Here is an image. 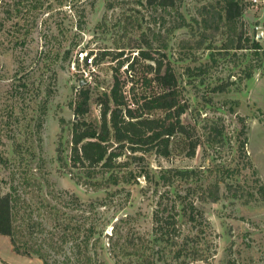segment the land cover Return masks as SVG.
Segmentation results:
<instances>
[{"label": "rangeland", "instance_id": "rangeland-1", "mask_svg": "<svg viewBox=\"0 0 264 264\" xmlns=\"http://www.w3.org/2000/svg\"><path fill=\"white\" fill-rule=\"evenodd\" d=\"M178 4L186 24L173 30L181 17L146 0H0V196L17 186L35 206L41 198L61 204L72 194L85 205L101 199L103 205L96 208L102 232L97 250L105 264H119L112 244L128 228L153 238V211L161 194L171 201L219 182L218 202L200 203L195 196L197 221L180 218L191 246L205 258L188 264H264V191H259L264 185V0H247L239 28L249 38L243 39L248 48L229 51L226 28L212 33L198 23L200 12L218 8V0ZM200 38L202 45L193 47ZM253 41L261 44L257 52L250 49ZM138 48L175 70L189 106L183 121L191 125L199 145L193 156L173 153L167 158L126 148L114 171L128 181L95 188L85 183L83 168L70 162L77 119L72 103L84 84L90 91L84 118L98 127L105 94L118 72L127 83L125 100L132 104L131 82L139 84L135 94L141 92L145 64L152 62L139 61L132 77L126 58ZM91 52L88 57H95L97 65L89 66L82 58ZM219 86L224 91L214 90ZM61 144L66 165L58 160ZM169 168L192 174L174 176L166 184L160 174ZM50 190L64 198L53 193L54 199ZM169 259L177 264L171 254ZM0 263L44 261L17 253L11 238L0 235Z\"/></svg>", "mask_w": 264, "mask_h": 264}, {"label": "trees", "instance_id": "trees-1", "mask_svg": "<svg viewBox=\"0 0 264 264\" xmlns=\"http://www.w3.org/2000/svg\"><path fill=\"white\" fill-rule=\"evenodd\" d=\"M146 1L150 5L173 9L178 17H181L175 20L177 23L173 30L186 24L184 15L178 9L180 0ZM218 5V8L205 6L206 10L200 12L202 20L198 23L202 24L204 30L211 29L212 33L226 28L229 41L225 50L248 48L243 44V39L249 38H244L245 33L239 28L248 5L247 0H218ZM203 42L204 38H200L193 47L199 48ZM250 49L257 52L261 49V44L253 41ZM91 54L92 52L88 53ZM119 55H123V52H119ZM141 60L152 61L145 64V70L142 76L140 75L142 91L135 94V86L139 84L131 82L130 90L134 92L135 100L133 105L129 104L124 93L127 83L123 82L116 72L110 93L105 94L102 103L98 127L84 118L90 101V91L84 84L79 89L77 99L72 103L77 119L72 127L70 162L73 166L83 168L85 183L95 188L119 184L121 180L128 181L126 175L120 176L114 171L117 159L126 148L131 149L133 153L153 151L167 158L173 153L193 156L199 145V140L193 139L191 125L183 121V115L189 106L181 96L175 70L152 56L149 50L138 48L136 54L126 58L127 71L131 72L132 77L135 65ZM93 61L97 65L95 57ZM122 66L123 62L115 67V70L118 71ZM253 69L250 68L248 77L252 76ZM224 89L225 86H219L214 90ZM213 129H217L216 126ZM216 134L221 135L222 131L217 129ZM244 145L245 142L241 143L240 147L243 149ZM63 152L61 144L58 147V160L66 165L67 160ZM108 172L107 176L99 179L100 173L105 175ZM190 174V170L169 168L160 174V178L166 184H171L174 176L182 178ZM228 189H231V186H228ZM221 191V184L215 182L207 187L202 185L196 194L179 195L171 201L161 194L156 203L158 207L153 211V238L141 232H133L132 228H128L125 234L120 233L119 243L112 244L117 262L173 264L169 259L170 254L177 264L205 259L196 245L191 246V236L184 234L180 218L195 223L199 206L194 197L196 196L200 203L218 202L222 196ZM259 191H264L263 184L259 186ZM50 192V195L57 199L54 195L57 193L52 190ZM57 195L61 196V200L64 198L63 195ZM110 196L111 194L106 198ZM50 199L41 198L35 202H39L38 206H35L21 195L19 187L11 186L8 192L0 196V235L11 238L17 253L37 255L43 259L44 264H105L97 250L102 232L98 228L100 220L96 208L103 205L101 199L94 198L88 205L76 194H72L68 200H62L61 204H53ZM116 247L119 252L115 250ZM167 250L170 253H167ZM118 253H121L122 257H119Z\"/></svg>", "mask_w": 264, "mask_h": 264}, {"label": "built area", "instance_id": "built-area-1", "mask_svg": "<svg viewBox=\"0 0 264 264\" xmlns=\"http://www.w3.org/2000/svg\"><path fill=\"white\" fill-rule=\"evenodd\" d=\"M82 58L85 60V63L89 66H94V61H93V56H89L88 57V54H86V56H83L82 55Z\"/></svg>", "mask_w": 264, "mask_h": 264}, {"label": "water", "instance_id": "water-1", "mask_svg": "<svg viewBox=\"0 0 264 264\" xmlns=\"http://www.w3.org/2000/svg\"><path fill=\"white\" fill-rule=\"evenodd\" d=\"M82 84H83V81H82Z\"/></svg>", "mask_w": 264, "mask_h": 264}]
</instances>
